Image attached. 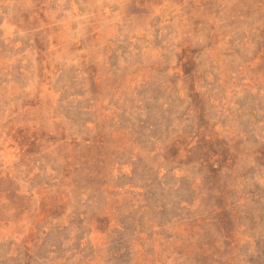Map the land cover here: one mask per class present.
Wrapping results in <instances>:
<instances>
[{"label":"rangeland","instance_id":"1","mask_svg":"<svg viewBox=\"0 0 264 264\" xmlns=\"http://www.w3.org/2000/svg\"><path fill=\"white\" fill-rule=\"evenodd\" d=\"M0 264H264V0H0Z\"/></svg>","mask_w":264,"mask_h":264}]
</instances>
